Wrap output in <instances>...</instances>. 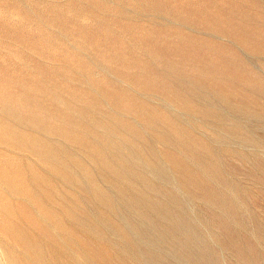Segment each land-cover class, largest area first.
Instances as JSON below:
<instances>
[{
    "label": "rangeland",
    "instance_id": "374dc122",
    "mask_svg": "<svg viewBox=\"0 0 264 264\" xmlns=\"http://www.w3.org/2000/svg\"><path fill=\"white\" fill-rule=\"evenodd\" d=\"M0 264H264V0H0Z\"/></svg>",
    "mask_w": 264,
    "mask_h": 264
}]
</instances>
